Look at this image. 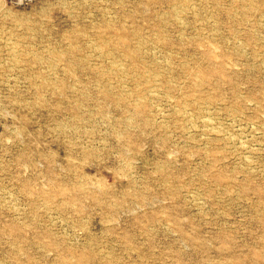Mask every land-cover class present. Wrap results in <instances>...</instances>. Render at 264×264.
Instances as JSON below:
<instances>
[{"label": "rangeland", "instance_id": "374dc122", "mask_svg": "<svg viewBox=\"0 0 264 264\" xmlns=\"http://www.w3.org/2000/svg\"><path fill=\"white\" fill-rule=\"evenodd\" d=\"M0 264H264V0H0Z\"/></svg>", "mask_w": 264, "mask_h": 264}]
</instances>
